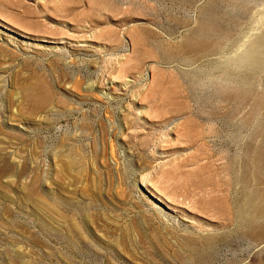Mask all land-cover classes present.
Masks as SVG:
<instances>
[{
	"label": "rangeland",
	"instance_id": "rangeland-1",
	"mask_svg": "<svg viewBox=\"0 0 264 264\" xmlns=\"http://www.w3.org/2000/svg\"><path fill=\"white\" fill-rule=\"evenodd\" d=\"M263 51L264 0H0V264H264Z\"/></svg>",
	"mask_w": 264,
	"mask_h": 264
},
{
	"label": "bare ground",
	"instance_id": "bare-ground-1",
	"mask_svg": "<svg viewBox=\"0 0 264 264\" xmlns=\"http://www.w3.org/2000/svg\"><path fill=\"white\" fill-rule=\"evenodd\" d=\"M259 47L261 48V46H259ZM260 48H259V49H260ZM259 49L257 50V52H259ZM263 52H264V51H263ZM259 56H260V53H259Z\"/></svg>",
	"mask_w": 264,
	"mask_h": 264
}]
</instances>
